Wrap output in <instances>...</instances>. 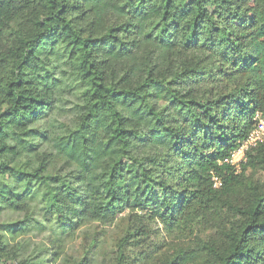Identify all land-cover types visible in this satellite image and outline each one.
<instances>
[{
  "label": "trees",
  "instance_id": "1",
  "mask_svg": "<svg viewBox=\"0 0 264 264\" xmlns=\"http://www.w3.org/2000/svg\"><path fill=\"white\" fill-rule=\"evenodd\" d=\"M255 24L239 0H0V264H264V141L225 161L264 121Z\"/></svg>",
  "mask_w": 264,
  "mask_h": 264
},
{
  "label": "rangeland",
  "instance_id": "2",
  "mask_svg": "<svg viewBox=\"0 0 264 264\" xmlns=\"http://www.w3.org/2000/svg\"><path fill=\"white\" fill-rule=\"evenodd\" d=\"M239 2L242 5V10L244 8L247 9V12L250 14L255 13L256 14V24L255 26L250 30V32H256L257 38L264 42V0H239ZM239 17V14L236 13L232 8L229 10L228 14L224 17L223 23L226 26H237V19ZM241 154L238 153L235 159L241 158ZM258 178L264 179V174L259 173L257 174ZM102 229V228H97ZM119 234V230L117 228H110L107 229L106 235L108 236V239H114Z\"/></svg>",
  "mask_w": 264,
  "mask_h": 264
},
{
  "label": "built area",
  "instance_id": "3",
  "mask_svg": "<svg viewBox=\"0 0 264 264\" xmlns=\"http://www.w3.org/2000/svg\"><path fill=\"white\" fill-rule=\"evenodd\" d=\"M254 119L257 121L255 128L247 135L245 139L239 142V145L236 149L230 152L228 159L225 161L235 165L236 168H239V163L245 160V152L253 147L256 146L257 143L264 141V121L259 116L258 113L255 114ZM241 154V158L235 159L237 154ZM212 181L215 187L221 185L220 179L217 176H212Z\"/></svg>",
  "mask_w": 264,
  "mask_h": 264
}]
</instances>
